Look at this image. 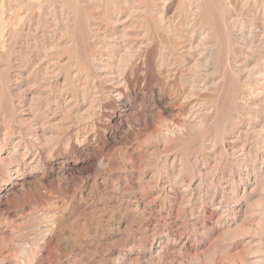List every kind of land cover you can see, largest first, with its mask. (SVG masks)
<instances>
[{
	"label": "clouds",
	"instance_id": "obj_1",
	"mask_svg": "<svg viewBox=\"0 0 264 264\" xmlns=\"http://www.w3.org/2000/svg\"><path fill=\"white\" fill-rule=\"evenodd\" d=\"M0 264H264V0H0Z\"/></svg>",
	"mask_w": 264,
	"mask_h": 264
}]
</instances>
